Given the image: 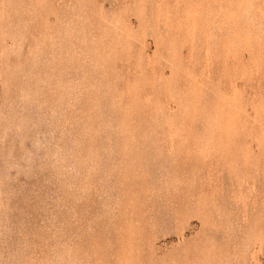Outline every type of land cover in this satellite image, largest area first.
Wrapping results in <instances>:
<instances>
[{
  "label": "rangeland",
  "instance_id": "374dc122",
  "mask_svg": "<svg viewBox=\"0 0 264 264\" xmlns=\"http://www.w3.org/2000/svg\"><path fill=\"white\" fill-rule=\"evenodd\" d=\"M0 264H264V0H0Z\"/></svg>",
  "mask_w": 264,
  "mask_h": 264
}]
</instances>
